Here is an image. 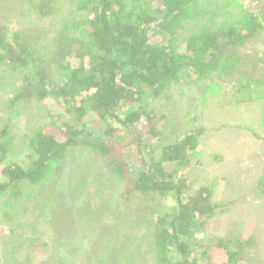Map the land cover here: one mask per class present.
Here are the masks:
<instances>
[{
    "label": "trees",
    "instance_id": "1",
    "mask_svg": "<svg viewBox=\"0 0 264 264\" xmlns=\"http://www.w3.org/2000/svg\"><path fill=\"white\" fill-rule=\"evenodd\" d=\"M3 3L6 4L0 9L4 12L8 6L16 7L13 4L19 6L16 15L31 18L34 20L31 24L50 23V31L45 30L49 33L47 46L19 23L14 25L10 19L1 17L0 64L10 71L11 78L18 76L19 82L10 104L38 105L52 97L69 121L55 126L50 117L48 125L55 132L39 126L19 135L18 148L30 154L28 166L3 163L12 138L7 136L9 125L0 129V219L11 226L20 213L28 211V206L29 211H35L46 205L49 197L45 196L43 186L49 181L54 187H62L67 158L82 144L88 153L102 160L119 201L136 199L150 204L144 208L146 217L136 215V220L147 221L139 226L145 232L140 230L129 238L134 241L136 253L140 252L146 233L145 251L156 264H208L194 255L195 236L224 205L215 203L206 187L194 188L185 178L177 177L188 164L202 131L192 130L174 144L161 145L162 133L157 130L156 116L142 107L128 111L127 106L139 103L145 93L153 98L170 93L183 74L185 80L194 76L196 80L226 84L235 104L259 106L264 126V68L257 71L247 66L241 70L244 61L241 50L263 30L257 16L227 0H3ZM180 35L183 50L176 45ZM67 60L75 65L65 67L63 62ZM46 115L50 116L48 112ZM88 115L100 124L98 133L86 129ZM94 179L97 190H101L103 180ZM256 188L264 195V183L258 182ZM67 195H61L63 199L51 196L47 215L57 210L64 217L65 211L69 214L73 209L78 219L92 221L86 214L87 203L80 202L74 209L68 204ZM168 196L174 200L170 212L150 217L152 202ZM66 197V207L59 210L54 202ZM82 210L86 212L82 214ZM38 213L37 217L45 216V211ZM68 234L74 243L76 237ZM23 240L18 243L21 248L23 245V261L15 260L13 264L29 261V252L36 256L33 253L36 243ZM228 244L229 241H218L217 246L226 250L227 264H232L237 251H230ZM53 245L55 251L59 249ZM242 245L237 243L235 247L240 249ZM49 258L34 260L37 264H50Z\"/></svg>",
    "mask_w": 264,
    "mask_h": 264
},
{
    "label": "rangeland",
    "instance_id": "2",
    "mask_svg": "<svg viewBox=\"0 0 264 264\" xmlns=\"http://www.w3.org/2000/svg\"><path fill=\"white\" fill-rule=\"evenodd\" d=\"M227 1L237 8L254 13L263 25L262 32L241 50L244 55L241 70L249 66L258 71L264 68V0ZM5 4L0 0V8ZM13 6L16 7L8 6L6 12L0 9V20L3 15L12 24L19 23L28 34L31 31L32 37L38 36L42 44L49 46V33L45 30L50 31V23L31 24L34 20L16 15L19 6ZM181 36H177L176 45L177 48L180 45L179 49L183 50ZM63 65L72 67L75 62L67 60ZM16 78V75L11 78L10 71L0 64V129L4 124L9 125L7 136L12 138L3 163L17 162L28 166L30 154L18 148L19 135L39 126L55 132L54 127L48 125L50 117L55 121V126L66 123L69 118L64 116L63 108L52 97L45 98L38 105L26 103L12 106L13 93L19 88ZM54 78H57L56 75ZM138 107L156 116L157 130L162 133L161 145L174 144L192 130L194 133L202 131L188 164L182 167L177 177L185 178L194 188L206 187L212 193V200L224 206L196 234L194 255L202 263L227 264L229 257L226 250L217 246L218 241L225 240L229 241L230 251H237L236 261L232 264H264V195L256 188L258 182L264 183V126L260 122L259 106L235 104L226 84L216 85L210 80H196L194 76L185 80L181 74L170 93L164 92L158 98L145 93L139 103L128 105L127 110H136ZM46 112L50 114L49 117ZM85 123L87 130L98 133L100 124L92 115L86 116ZM86 148L79 144L70 153L62 175V187H54L48 181L43 189L49 198L68 194V204L74 209L80 202L87 203L88 211L82 210L81 213H89L92 221L78 219L73 209L68 211L69 214L65 211L67 215L64 217L63 212H55L57 210L48 216L46 209L50 204L49 198L46 199V205L38 206L35 211H29L28 206V211L20 213L11 226V223L0 219V264L23 261V245L21 248L18 244L21 239L36 243L33 252L36 256L34 258L29 252V264H37L34 259L45 260L46 257H50L47 261L50 264H156L145 251L146 233L140 252L136 253L134 241H131L132 238L129 240L131 234L135 236L140 230L145 232L139 226L147 221L136 218L140 214L146 217L144 208L150 204L136 199L119 201L104 171L102 160L88 153ZM94 178L103 180L101 190H97L92 180ZM60 199L54 202L59 210L66 207L67 197ZM152 204L149 213L153 218L169 213L174 200L168 196ZM38 211H45V216L37 217ZM68 233L76 237L74 243ZM237 243L243 244L240 249H236ZM44 244L52 248L50 256L49 248ZM53 244L59 249L55 251Z\"/></svg>",
    "mask_w": 264,
    "mask_h": 264
}]
</instances>
